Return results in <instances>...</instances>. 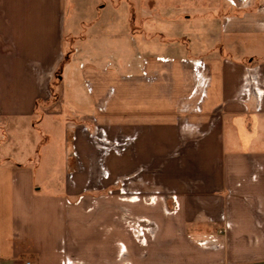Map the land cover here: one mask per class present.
Returning <instances> with one entry per match:
<instances>
[{"label": "crops", "instance_id": "0c3cea01", "mask_svg": "<svg viewBox=\"0 0 264 264\" xmlns=\"http://www.w3.org/2000/svg\"><path fill=\"white\" fill-rule=\"evenodd\" d=\"M166 4L0 0V264H264V63L154 39L186 27ZM66 110L68 177L46 191L45 142L24 156L16 124Z\"/></svg>", "mask_w": 264, "mask_h": 264}, {"label": "rangeland", "instance_id": "374dc122", "mask_svg": "<svg viewBox=\"0 0 264 264\" xmlns=\"http://www.w3.org/2000/svg\"><path fill=\"white\" fill-rule=\"evenodd\" d=\"M166 1L168 3L166 6H171V8L162 11L160 9L158 13L160 19L167 17L178 19L182 14H186V17L189 18H186L184 22L186 27L169 26L170 21L163 23L164 19L160 22V25H157L156 29H159L160 32L157 33L154 39L161 41L165 38L170 41V44H182L188 47L187 52L190 51L192 54L195 53L206 58H209L210 55H219L238 63H264V29L252 23L254 19L264 20V13H258L254 9L256 6H261L264 0H252V4L255 3L251 7L249 5L244 6L249 0H236L239 5H243L242 7L232 4L234 3L233 0H206V5L197 3L196 6L190 7L188 13L183 3L184 0ZM178 2L182 5L176 6ZM263 10L262 12H264ZM109 13L112 14L115 20L123 17V11L113 7L109 9ZM143 13H146V10H143ZM93 14H95L94 10ZM237 20L240 21V24L237 23ZM70 22L69 19L68 23ZM116 27L120 28L119 26ZM116 27L114 26L112 29H116ZM166 28H170V32H167ZM182 35L186 37V40L183 38V41L178 40L181 38L179 36ZM67 110L60 117L54 118L55 120H53L54 116L52 115L42 118L41 113L38 111L33 121L30 119L22 120V122L16 124L18 128L21 127L19 134L27 140L22 144L21 141L18 142V150L24 144V148L21 150V152H24L22 153L24 156L34 153V149H37L36 142L39 140V144H41V141L45 142L43 143L45 145L42 146L41 144L43 166L37 169V181L38 186L46 191L59 192L65 189V181L68 177L65 164L70 158L69 152H71L73 143V132L70 124L73 120L79 118ZM0 123L4 124L3 121ZM9 128L11 131L16 129ZM41 129L47 132L49 141L48 139L43 141L44 137ZM6 134L10 135V132ZM14 140H18V138H14ZM48 152H53L51 157L48 156ZM45 164L47 166H44ZM49 165L54 168L52 170L44 169ZM45 178H48V185L42 183Z\"/></svg>", "mask_w": 264, "mask_h": 264}]
</instances>
